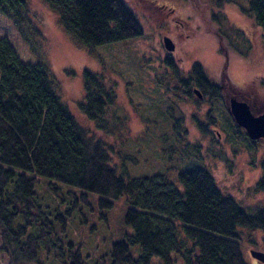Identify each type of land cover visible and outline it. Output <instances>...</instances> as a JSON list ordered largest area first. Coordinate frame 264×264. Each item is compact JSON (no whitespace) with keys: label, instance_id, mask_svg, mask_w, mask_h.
Segmentation results:
<instances>
[{"label":"trees","instance_id":"1","mask_svg":"<svg viewBox=\"0 0 264 264\" xmlns=\"http://www.w3.org/2000/svg\"><path fill=\"white\" fill-rule=\"evenodd\" d=\"M44 2L76 44L89 49L143 34L124 0ZM226 3L253 18L264 42V0H210L217 12L210 18L217 26L226 20L221 12ZM0 13L12 20L28 50L39 55L38 61H23L8 38L0 36V251L7 264H87L88 255H83L80 244L67 239L66 224L78 207L88 204L91 194L104 208L119 196L127 204L124 222L131 231L111 243L107 264H151L153 256L161 264H176V255L183 264H247L239 242L243 231H260L264 247L263 161L255 182L263 198L253 207L224 192L207 166L191 161L193 166L185 162V167L174 168L170 157H177L176 153L186 156V161L206 159L202 146L187 138L185 118L178 112L171 115V131L158 138L164 154L167 141H172L173 155L167 153L166 159L162 153L171 165H164L162 171L126 175L124 161L135 159L134 148L116 146L128 123L126 116L114 112L121 110L114 105L113 87L100 71L83 69V96L77 104L93 123L86 127L59 95L57 78L42 51V25L29 0H0ZM216 34L219 41L225 39ZM228 45L237 49L235 43ZM163 62L176 84L164 75L165 81H158V70L155 84L178 100L199 98L194 88L201 98L222 99L227 121L238 132L235 137L242 135L256 147L258 139H250L234 122L224 88L208 78L200 62L193 61L185 72L172 59ZM205 117L213 120L209 112ZM198 128L202 134L209 130L200 124ZM131 245L139 248L136 256Z\"/></svg>","mask_w":264,"mask_h":264},{"label":"rangeland","instance_id":"2","mask_svg":"<svg viewBox=\"0 0 264 264\" xmlns=\"http://www.w3.org/2000/svg\"><path fill=\"white\" fill-rule=\"evenodd\" d=\"M124 1L141 23L143 34L89 49L76 44L63 30L56 12L44 0H29L42 25L45 37L42 51L57 78L61 99L80 123L91 127L92 122L78 110L77 102L83 96V69L100 71L105 83L114 89V105L121 110L114 112L127 118V130L122 132L124 135L118 134L116 140V146L125 144L134 148L135 159L124 161L126 175L153 173L164 170V165H171L162 156L173 155L172 141H167L164 154L158 138L171 131V115L181 112L188 130L187 138L202 146L206 159L204 162L195 158L186 161V156L176 153L177 157H170L172 166L179 169L185 167V162L193 166L192 162L196 161L199 166H207L220 188L240 203L252 207L260 204L263 196L256 191L255 182L263 170L264 141L258 139L256 147L252 148L246 137L238 134L236 138L234 133L238 132L227 121L228 112L222 99L193 95L191 99L178 100L153 81L158 70V81H165L164 75L171 84H176L172 72L164 65L166 54H170L183 72L193 61H198L208 78L224 88L223 98L231 94L247 101L254 113L264 111V42L260 28L233 3L222 6L226 20L217 26L218 22L210 18L212 12L217 13L212 10L210 0ZM215 31L228 40L219 41ZM0 36L8 38L21 60L38 61L39 55L28 50L12 20L2 13ZM164 36L174 42L173 53L164 48ZM228 43H235L237 49ZM206 112L213 116L212 121L206 120ZM198 124L209 129L208 132L202 134ZM111 132L118 133L117 129ZM125 135L129 140L126 141ZM91 195L88 204L78 207L68 218L66 237L80 244L83 255H88L87 264H107L111 243L131 231L124 222L127 204L124 196H119L110 207L104 208L99 205V197ZM261 235L260 231L240 234L241 251L247 264H264L250 253L251 249L264 252ZM130 251L136 256L139 248L131 245ZM175 258L176 264H183L178 255ZM152 262L161 264L156 256L152 257ZM0 264H7V256L1 251Z\"/></svg>","mask_w":264,"mask_h":264},{"label":"water","instance_id":"3","mask_svg":"<svg viewBox=\"0 0 264 264\" xmlns=\"http://www.w3.org/2000/svg\"><path fill=\"white\" fill-rule=\"evenodd\" d=\"M163 46L169 52L174 50V42L167 36L163 37ZM194 93L201 98L197 88H194ZM228 110L234 122L244 129L250 139H264V111L254 113L247 101L234 95L228 97ZM250 253L254 259L264 262L263 251L251 249Z\"/></svg>","mask_w":264,"mask_h":264},{"label":"flooded vegetation","instance_id":"4","mask_svg":"<svg viewBox=\"0 0 264 264\" xmlns=\"http://www.w3.org/2000/svg\"><path fill=\"white\" fill-rule=\"evenodd\" d=\"M174 50H175V44H174ZM173 50V51H174ZM173 51H170V52H172L173 53ZM169 51H168V53H170ZM166 58H169V59H172L173 60V58L170 56V54H166V56L164 57V59H166ZM173 62H174V60H173ZM175 64H177L176 62H174ZM231 94H229L228 95V97L230 96ZM203 97V96H202ZM205 99H206V97H205ZM227 110H228V108H227ZM231 119V118H230ZM256 140V139H255ZM260 140H262V139H260ZM264 140V139H263Z\"/></svg>","mask_w":264,"mask_h":264}]
</instances>
